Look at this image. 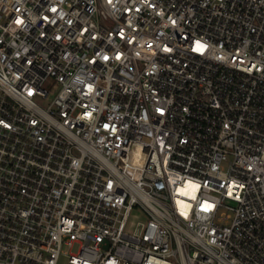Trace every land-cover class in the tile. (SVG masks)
Here are the masks:
<instances>
[{"label": "built area", "instance_id": "built-area-1", "mask_svg": "<svg viewBox=\"0 0 264 264\" xmlns=\"http://www.w3.org/2000/svg\"><path fill=\"white\" fill-rule=\"evenodd\" d=\"M0 264H264V0H0Z\"/></svg>", "mask_w": 264, "mask_h": 264}, {"label": "rangeland", "instance_id": "rangeland-1", "mask_svg": "<svg viewBox=\"0 0 264 264\" xmlns=\"http://www.w3.org/2000/svg\"><path fill=\"white\" fill-rule=\"evenodd\" d=\"M147 223V216L140 210L135 209L128 220L127 231L134 235H141ZM77 249L73 250L76 252Z\"/></svg>", "mask_w": 264, "mask_h": 264}]
</instances>
